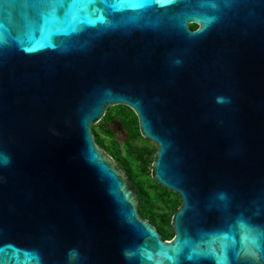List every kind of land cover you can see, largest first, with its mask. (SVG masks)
Segmentation results:
<instances>
[{"label": "water", "instance_id": "water-1", "mask_svg": "<svg viewBox=\"0 0 264 264\" xmlns=\"http://www.w3.org/2000/svg\"><path fill=\"white\" fill-rule=\"evenodd\" d=\"M50 3L0 0V264H264V0ZM115 105L181 196L171 239L96 140Z\"/></svg>", "mask_w": 264, "mask_h": 264}, {"label": "trees", "instance_id": "trees-1", "mask_svg": "<svg viewBox=\"0 0 264 264\" xmlns=\"http://www.w3.org/2000/svg\"><path fill=\"white\" fill-rule=\"evenodd\" d=\"M195 25L190 24L191 27ZM113 111L128 112L132 116V119L130 121H126L125 118L120 119L118 115L113 114ZM116 121H119V127L121 130L126 131L127 134L124 138V149L121 146V141L118 139L114 127L111 126ZM92 130L97 142L125 168L135 183L140 197L139 209L141 214L157 227L164 239H169L171 236L168 230L169 220L174 214L176 207L171 203L168 205L167 212L165 213H159L153 209L154 204L159 200H152L150 189L145 184V178L150 179L157 186L160 185L151 175H147L149 169H152L154 155L152 157L149 156L150 150L147 146L138 147L134 144L139 138H143L135 112L125 105L111 106L100 122L92 127Z\"/></svg>", "mask_w": 264, "mask_h": 264}, {"label": "rangeland", "instance_id": "rangeland-1", "mask_svg": "<svg viewBox=\"0 0 264 264\" xmlns=\"http://www.w3.org/2000/svg\"><path fill=\"white\" fill-rule=\"evenodd\" d=\"M114 115H118V118H125L126 121H130L132 119V116L128 113V112H117V111H113ZM111 126L114 127L117 137L118 139L121 141V146L124 149V138L127 135L126 131L121 130V128L119 127V121H116L114 123L111 124ZM138 147H144L147 146L150 150V157H152L156 151L157 148V144L151 140H148L146 138H139L137 141H135V143ZM147 175H151V170L149 169V172H147ZM137 183V182H136ZM145 184L147 185V187H149L150 192H151V197L152 200H159L163 203H168L167 198L173 200L175 203V207L178 206L179 201L176 198V193L168 188H165L163 186H157L155 185L150 179L145 178ZM138 185V184H137ZM171 202V201H170ZM167 212V209L164 208L163 211ZM169 232L171 233L172 230L170 229V227H168Z\"/></svg>", "mask_w": 264, "mask_h": 264}, {"label": "snow or ice", "instance_id": "snow-or-ice-1", "mask_svg": "<svg viewBox=\"0 0 264 264\" xmlns=\"http://www.w3.org/2000/svg\"><path fill=\"white\" fill-rule=\"evenodd\" d=\"M65 2V0H51V3L48 5L49 7H52L53 10L55 9L56 4H60L61 6L63 5V3ZM104 2H106V0H104ZM150 0H118V4L122 5V6H126V7H143L145 4L149 3ZM151 2H155V3H172L173 0H151ZM69 3V7L70 8H75L76 6H81V8H83L84 5H95L97 3V0H68ZM110 6H115V5H110ZM54 15V11L52 13ZM96 19L100 20L101 22L103 21V15L100 14L98 16H96ZM169 245H171V242H168ZM180 244V241H177V248L175 250H178V245ZM161 247H165L163 244L161 245ZM257 250L259 251V247L257 246ZM209 253L210 254H215L214 250L209 249ZM246 255H250V253H246ZM167 259L171 260L173 259V257L170 256H166ZM225 258L223 256L217 257L218 260V264H220V262H222Z\"/></svg>", "mask_w": 264, "mask_h": 264}, {"label": "flooded vegetation", "instance_id": "flooded-vegetation-1", "mask_svg": "<svg viewBox=\"0 0 264 264\" xmlns=\"http://www.w3.org/2000/svg\"><path fill=\"white\" fill-rule=\"evenodd\" d=\"M191 27V26H190ZM198 27V25H195L194 27H191V28H193V29H195V28H197ZM176 193V192H175ZM177 195H176V198H177V200L179 201V204H178V206H176V209H175V211L178 209V207L181 205V203H182V201H181V196L178 194V193H176ZM168 201V203H163V202H161V201H157L155 204H154V206H153V209L154 210H156V211H158L159 213H163L162 211H163V209L164 208H166L167 209V207H168V205H170L171 203L172 204H174L175 202L173 201V200H171V199H168L167 200ZM171 201V202H170ZM165 213V212H164ZM175 213V212H174ZM173 216V215H172ZM172 216H171V219L169 220L170 221V224L168 225V227H170V229L172 230V233H171V236H170V238L169 239H171L173 236H174V234H175V232H174V228H173V226H172ZM169 230V229H168Z\"/></svg>", "mask_w": 264, "mask_h": 264}]
</instances>
